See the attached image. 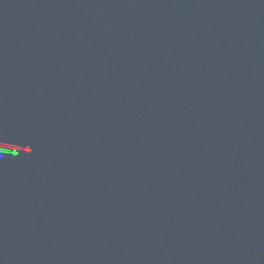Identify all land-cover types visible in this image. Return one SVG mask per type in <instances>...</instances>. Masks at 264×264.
<instances>
[{"label": "water", "instance_id": "water-1", "mask_svg": "<svg viewBox=\"0 0 264 264\" xmlns=\"http://www.w3.org/2000/svg\"><path fill=\"white\" fill-rule=\"evenodd\" d=\"M0 264H264V0H0Z\"/></svg>", "mask_w": 264, "mask_h": 264}]
</instances>
